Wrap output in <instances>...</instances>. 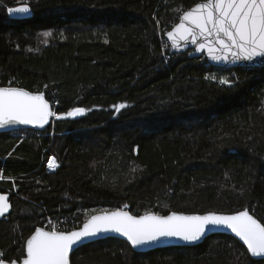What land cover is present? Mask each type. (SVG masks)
I'll return each instance as SVG.
<instances>
[{
	"label": "trees",
	"instance_id": "obj_1",
	"mask_svg": "<svg viewBox=\"0 0 264 264\" xmlns=\"http://www.w3.org/2000/svg\"><path fill=\"white\" fill-rule=\"evenodd\" d=\"M199 1L0 0V86L44 92L57 116L86 110L55 116L42 131L0 133V191L12 204L0 219V258L20 260L48 220L71 231L108 210L247 209L264 223V65L223 68L170 51L165 33ZM21 3L32 16L10 19L7 7ZM51 157L57 166L48 170ZM71 264L264 258L215 233L147 252L107 237L76 249Z\"/></svg>",
	"mask_w": 264,
	"mask_h": 264
},
{
	"label": "snow or ice",
	"instance_id": "obj_2",
	"mask_svg": "<svg viewBox=\"0 0 264 264\" xmlns=\"http://www.w3.org/2000/svg\"><path fill=\"white\" fill-rule=\"evenodd\" d=\"M9 13H28L30 7L22 3L7 9ZM45 35H51L46 33ZM172 47L181 41L198 38L197 51L207 49L213 60L253 61L264 58V0H204L197 3L180 17L172 31L167 32ZM222 52L223 55H218ZM215 79V77H212ZM222 83L230 81L222 79ZM117 112L126 107L120 103L113 106ZM84 108H73L57 116L52 112L44 94L32 93L22 88L0 87V128L14 124L43 126L50 117H74L84 113ZM49 168L56 167L55 158L48 160ZM0 179L3 176L0 175ZM10 208L8 197L0 194V216ZM230 229L247 246L252 256L264 257V223L256 219L247 209L234 214L208 212L204 215H183L172 212L167 216L147 213L133 216L129 212L116 210L93 215L78 230L51 231L37 228L26 242V256L20 264H69V254L76 245L102 232H117L127 238L131 245L141 247L164 238H179L197 241L211 228ZM0 264H6L0 258ZM17 264V261H11Z\"/></svg>",
	"mask_w": 264,
	"mask_h": 264
},
{
	"label": "water",
	"instance_id": "obj_3",
	"mask_svg": "<svg viewBox=\"0 0 264 264\" xmlns=\"http://www.w3.org/2000/svg\"><path fill=\"white\" fill-rule=\"evenodd\" d=\"M202 2H204V0L203 1H199L198 3H202ZM21 4L13 5V6H10V7H13L14 8V7L20 6ZM10 7H7V9L10 8ZM193 7H194V5L191 8H189L188 10L192 9ZM188 10H186V11H188ZM6 12H7V15H8V17L10 19H15V20L27 19V18H29V17L32 16V9H31V7H30V11L28 13H9L7 10H6ZM180 17H179V20H178V22L176 24L180 23ZM173 27L170 30H168L167 32L172 31ZM167 32L165 33V39L167 40V43L169 44L170 51H172L174 53H183V52L189 51L191 57L204 56L206 58V60L208 61V63H210V64H212L214 66L223 67V68H233V67H240V66L241 67H252V66H261V65H264V58H262V57H257L253 61H244V60L236 61V60H233L231 58L230 54H229V59H227V60H223V59L222 60H219V61L213 60L210 57V55L208 54L206 48L204 50L197 51L198 44L204 42V40H203L202 37L201 38H198V43L197 44H193L191 42V39H189L188 41H181L179 47H172V42L168 38ZM217 54L218 55H223L222 52H218ZM0 87H9V86H0ZM11 87H15V86H11ZM15 88H21V87H15ZM22 89L26 90L25 88H22ZM26 91H29V90H26ZM29 92H32V93H40V91H38V92L29 91ZM42 93L44 94V98L48 101L51 111L54 112L51 102L46 98L45 93L44 92H42ZM80 115H82V114H79L77 116H80ZM54 118H55V116L50 117L49 120H48V122L46 124H44L43 126L33 125V124H14V125H8V126H5V127L0 128V133L1 132H10V131H15V130H20V129H33V130L42 131V130H45L52 123V120ZM0 194L7 195V197H8V203L10 204L9 210L4 215L0 216V219H2L3 217L7 216L11 212V210H12V204H11V202L9 200V194L8 193H0ZM116 210H123V211L129 212L133 216H143V215L147 214V213H145V214L135 215V214H132L127 209H116ZM116 210L101 211V212L94 213L93 215H101V214H103L105 212H112V211H116ZM243 210H245V209H242V210H239V211H243ZM172 212H176V211H170L169 213H167L165 215H160V216H167V215H169ZM236 212H238V211H236ZM236 212H233V213L217 212V213L229 214L230 215V214H234ZM176 213H180V214H183V215H204V214H206L208 212H204V213L176 212ZM93 215H91L87 220H89ZM251 215H253V214H251ZM86 221H84L81 224V226L78 227V228H76L75 230L80 229ZM37 228H42L45 231H51V230L46 229V228H43L41 226H37L34 229V231L25 240V243H24V256L19 261L18 260H15V261H17V264H20V262L22 261V259L26 256V242L35 233V230ZM215 233L228 234V235L234 237L241 244H243V246L247 250L246 244L238 236H236V234L233 233L230 229H227V228H224V227H214V228H211L209 231L206 232V234L204 236H202L197 241L189 242V241H184V240L179 239V238H164V239H161V240H159L157 242H154V243H151V244H148V245H144V246H141V247H135V248L131 245V243L127 240L126 237H124L120 233L110 231V232H102V233L98 234L95 237H92V238H90L88 240H85L82 244L76 245L74 247V249L69 254V264H71V255H72V253L76 249H78L79 247H81L84 244H87V243H90V242H94V241H97V240H101V239H104V238H107V237H114V238H118V239H121V240L126 241L130 245V247L132 248V250H134L136 252H147V251H151V250H154V249H157V248H162V247H170V246H194V245H197V244L203 242V240H205L209 235L215 234ZM247 253L253 259H263L264 258V257H259V256H252L248 251H247ZM5 262H6V264H11V261H5Z\"/></svg>",
	"mask_w": 264,
	"mask_h": 264
},
{
	"label": "rangeland",
	"instance_id": "obj_4",
	"mask_svg": "<svg viewBox=\"0 0 264 264\" xmlns=\"http://www.w3.org/2000/svg\"><path fill=\"white\" fill-rule=\"evenodd\" d=\"M51 158H53V157H51ZM55 161H56V160H55ZM56 165H57V162H56ZM54 168H55V167H54ZM54 168H49V166H48V162H47V169H48V170H53ZM52 224H54V222L52 223L51 220H48V225H49V227H50L49 230H53V228L51 227Z\"/></svg>",
	"mask_w": 264,
	"mask_h": 264
},
{
	"label": "flooded vegetation",
	"instance_id": "obj_5",
	"mask_svg": "<svg viewBox=\"0 0 264 264\" xmlns=\"http://www.w3.org/2000/svg\"><path fill=\"white\" fill-rule=\"evenodd\" d=\"M0 193H8V192H5V191H0ZM22 257H23V256H22ZM22 257H21V258H22ZM21 258H20V259H21ZM18 261H19V260H18Z\"/></svg>",
	"mask_w": 264,
	"mask_h": 264
},
{
	"label": "built area",
	"instance_id": "obj_6",
	"mask_svg": "<svg viewBox=\"0 0 264 264\" xmlns=\"http://www.w3.org/2000/svg\"><path fill=\"white\" fill-rule=\"evenodd\" d=\"M51 227H52V228H53V227H55V224H52V226H51Z\"/></svg>",
	"mask_w": 264,
	"mask_h": 264
}]
</instances>
